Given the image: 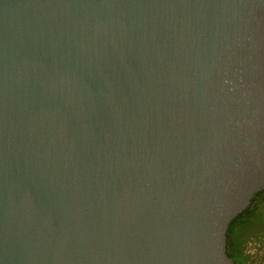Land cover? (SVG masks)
Segmentation results:
<instances>
[{"label": "water", "instance_id": "obj_1", "mask_svg": "<svg viewBox=\"0 0 264 264\" xmlns=\"http://www.w3.org/2000/svg\"><path fill=\"white\" fill-rule=\"evenodd\" d=\"M264 191V0H0V264H236Z\"/></svg>", "mask_w": 264, "mask_h": 264}, {"label": "rangeland", "instance_id": "obj_2", "mask_svg": "<svg viewBox=\"0 0 264 264\" xmlns=\"http://www.w3.org/2000/svg\"><path fill=\"white\" fill-rule=\"evenodd\" d=\"M254 200L241 241L242 264H264V195Z\"/></svg>", "mask_w": 264, "mask_h": 264}, {"label": "trees", "instance_id": "obj_3", "mask_svg": "<svg viewBox=\"0 0 264 264\" xmlns=\"http://www.w3.org/2000/svg\"><path fill=\"white\" fill-rule=\"evenodd\" d=\"M264 191L260 192L257 197L263 196ZM253 203L239 214L231 223L227 231V253L230 257L235 260L236 264H242V251H241V241L242 237L245 235V226L250 219V211L253 207Z\"/></svg>", "mask_w": 264, "mask_h": 264}]
</instances>
